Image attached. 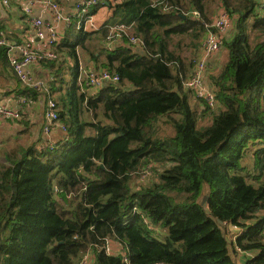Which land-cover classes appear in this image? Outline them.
<instances>
[{"label": "trees", "instance_id": "16d2710c", "mask_svg": "<svg viewBox=\"0 0 264 264\" xmlns=\"http://www.w3.org/2000/svg\"><path fill=\"white\" fill-rule=\"evenodd\" d=\"M220 1L233 32L209 75L217 111L185 85L213 18L206 0L109 3L113 18L131 24L121 44L105 47V68L120 81L81 92L78 110L55 100L67 132L53 148L9 151L0 169V264H77L90 250L95 264H238L228 223L241 228L237 247L255 253L247 264H264V4ZM100 31L105 42L108 29ZM94 32L74 25L59 43L75 58L74 101L84 87L76 50ZM185 35L196 38L192 61L180 43L169 47ZM42 91L54 99L47 85L23 92ZM99 109L103 121L82 116ZM151 172L153 180L140 181ZM110 240L121 254H107Z\"/></svg>", "mask_w": 264, "mask_h": 264}, {"label": "crops", "instance_id": "0c3cea01", "mask_svg": "<svg viewBox=\"0 0 264 264\" xmlns=\"http://www.w3.org/2000/svg\"><path fill=\"white\" fill-rule=\"evenodd\" d=\"M76 1L77 0H58L64 14H71L72 12H74ZM121 1L122 0H107L97 9L95 13V20L99 28L97 30H87L89 32H95L85 40V43L83 45H80L77 48V57L80 64L78 78L79 85H82V81H80L81 76H84L82 73L106 67V48L104 35L100 30H104L106 29V27L118 23L117 19L113 18V10L110 7L109 3H112V5H114ZM29 2L32 8V16H40L46 21H53L51 11L49 10L48 6L44 5L41 2V0H10L9 5H6L3 0H0V30L3 31V33L6 35L9 43L15 46L13 50L16 54H19L17 45H20L27 39H32L38 46L40 45L39 38L34 35L30 16L24 11V6L29 4ZM223 9L224 7L220 0L217 2V6H212L211 11L205 8L206 12H208L209 17L217 16ZM60 27L62 28V38H64L71 28L64 27L63 23L60 24ZM232 29L233 27L231 26V28L227 31V38L232 35ZM94 37L97 38V44L96 46H94L96 50H91L87 43ZM121 43L122 40H119L118 45ZM79 48H82L85 51L88 49L91 51V53H85V61L83 62ZM57 49L59 52V58L56 61H53V67H51L50 63L47 62L34 63L31 65L34 77L36 79L44 81V84L48 86L49 90L47 93L50 92L51 96L53 98L55 97V99H58L56 98L57 93H64L61 81L60 83L59 81H57L58 76H56V72L63 67V63H67V58H73L68 54L66 48L61 49L63 50L61 51L58 46ZM195 50H197V48ZM6 51V48L0 46V102L8 101L11 107L20 110L22 113L21 119L0 116V158H6V160H8L7 155L9 151L19 150V148L22 147L27 148L34 142H36L39 147H42L49 140V137L44 133V126L46 123V92H38V94H36L35 96H32V93L23 92L25 89V85L20 81V79L10 66ZM60 54L64 55L65 58L63 57L61 60H59L61 57ZM221 56H223L222 50L220 52H217L210 60V67L207 71V76L209 78V75H211L212 72H214L218 68L217 63ZM64 59L65 61L62 63ZM62 71L63 68L59 72ZM55 78L56 80H54ZM58 89H61V91ZM91 89L94 90L93 93L98 90L95 88H89V90ZM24 99L26 100L25 102ZM60 133L61 132L56 131V133H54L52 137L54 139H57L58 136H61ZM158 229V231H161V228ZM226 230L228 233L227 239L228 241H230L233 240L231 237V233H239L241 231V228L238 231H235L233 229V224L228 223L226 225ZM233 241L235 243L234 246L237 251V253H235L234 249H231L233 259L236 260L238 264H247L249 262V259L253 257L255 253L240 249L239 247H237L235 240ZM108 246L112 254H121L123 252V247L118 241L110 240L108 242ZM88 252L93 255L95 264L96 258L94 251L90 250ZM126 259L127 258H125V260Z\"/></svg>", "mask_w": 264, "mask_h": 264}, {"label": "built area", "instance_id": "2783aa9c", "mask_svg": "<svg viewBox=\"0 0 264 264\" xmlns=\"http://www.w3.org/2000/svg\"><path fill=\"white\" fill-rule=\"evenodd\" d=\"M3 1L6 5H9L10 0ZM259 1L264 4V0ZM41 2L48 6L52 13L53 21H46L40 16H32L30 2L24 6V11L30 16L34 35L40 40L39 46L32 39H27L25 42L17 45L19 54H16L13 50L15 46L9 43L6 35L0 30V46L6 48L8 60L13 71L25 86L39 89L43 88L45 84L44 81L34 77L31 65L54 61L59 58L57 47L62 38L61 23L66 28H72L75 25L77 29L85 31L97 30L99 27L95 20L96 12H94V9L98 6L100 0H77L74 12L71 14H64L58 0H41ZM190 14L194 18L199 17V13L196 10H192ZM231 26L232 20L225 9L213 17L211 22L206 24L207 31L202 38L200 51L195 59L192 72L185 82L186 87L190 88L211 109H215L218 106V100L211 86V81L207 76V71L212 57L223 49L227 38L226 33ZM130 27L131 24L121 22L108 26L105 47L108 50H113L119 40L129 33ZM132 41L136 43L137 39L132 37ZM80 81L90 88L100 89L104 84L119 82L120 76L109 69L100 68L98 70L86 71L84 76H81ZM0 116L21 119L22 113L20 110L11 107L8 101H2L0 102ZM45 121L44 133L48 135L49 140L44 145L53 148L67 132V126L60 119L57 103L52 98L46 100ZM56 131L61 132V136L54 139L52 136ZM56 190H58L57 187ZM233 229L238 231L239 227L233 226ZM237 236L238 233H231L233 240ZM106 249L107 254H112L109 246ZM78 264H94L93 255L90 252L85 253Z\"/></svg>", "mask_w": 264, "mask_h": 264}, {"label": "rangeland", "instance_id": "374dc122", "mask_svg": "<svg viewBox=\"0 0 264 264\" xmlns=\"http://www.w3.org/2000/svg\"><path fill=\"white\" fill-rule=\"evenodd\" d=\"M219 0H206L205 4H206V8L211 11L212 10V6H217V2ZM208 14V12H207ZM233 32V31H232ZM96 37H94L92 40H89V42L87 43V45L89 46V48L92 50H96V48H94V46H96L97 42H96ZM173 40V41H172ZM171 43L169 44V47L171 49H175V47L179 44L178 48L180 50V54L185 58V60L188 61H192L193 58L196 55L197 50H195V48L193 47L194 41L196 40V38H192L191 37V42H190V38L189 35H185L183 37L181 36H173ZM63 49V48H62ZM61 50V49H60ZM178 50V51H179ZM63 51V50H61ZM79 51L81 52L82 55V62L85 61V53H91V51L88 50H83L82 48H79ZM225 52V49H222V54ZM61 55V54H60ZM80 56V54H79ZM65 58L64 55H61L60 59ZM67 63H63L65 61V59L62 61L63 65V71L60 74V78L61 79V85L63 86L64 89V93L61 94V92L58 94H56V98L54 97V100H59L60 103V109L61 110H67L70 106H72L71 102H76L77 103V107L76 109L78 110L80 105H81V92H84L86 95H91L94 90H89L90 87H88L87 85L83 84L84 87H81L80 91H78L77 93V97H78V101H74L75 98H73L72 96H69L68 92L70 89H72L71 87L73 86V72H74V65H75V58H67ZM223 59V56H221V60ZM59 66V64H58ZM100 69V68H98ZM96 69V70H98ZM84 75V73H82ZM60 83V82H59ZM128 86H130L129 83H127ZM59 88V86H58ZM61 91V89H58ZM192 98H194L192 100V104L197 106V109L199 112H201L202 110H204L206 108V106L204 105V103L194 94H192ZM220 107H216V109L212 110V111H217ZM99 113L97 112H82V116H84L87 120H102L103 121V115H102V109L98 110ZM207 117V118H206ZM204 119L199 121V126L201 125H206L207 123L210 122V118L208 116H206ZM91 132V131H89ZM27 145V144H26ZM248 161V158H246L244 160V162L246 163ZM8 160L0 158V169L3 168L5 166V164H7ZM4 163V164H3ZM146 172V171H145ZM155 178V174L154 172H151L150 174H145L141 176L140 181H148V180H153ZM160 227V226H159ZM161 231H158L159 229H157V227H154L155 233L159 236L160 239H162V237H164V235L167 234V230L165 229V227H160ZM78 264V263H77Z\"/></svg>", "mask_w": 264, "mask_h": 264}, {"label": "water", "instance_id": "95a60500", "mask_svg": "<svg viewBox=\"0 0 264 264\" xmlns=\"http://www.w3.org/2000/svg\"><path fill=\"white\" fill-rule=\"evenodd\" d=\"M206 202V198H204L203 200H202V203L204 204Z\"/></svg>", "mask_w": 264, "mask_h": 264}]
</instances>
